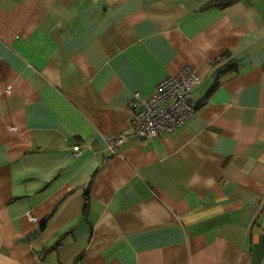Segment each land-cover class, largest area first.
Masks as SVG:
<instances>
[{"label":"crops","instance_id":"0c3cea01","mask_svg":"<svg viewBox=\"0 0 264 264\" xmlns=\"http://www.w3.org/2000/svg\"><path fill=\"white\" fill-rule=\"evenodd\" d=\"M211 1L0 0V264H264V0ZM184 65L193 114L110 155Z\"/></svg>","mask_w":264,"mask_h":264},{"label":"built area","instance_id":"2783aa9c","mask_svg":"<svg viewBox=\"0 0 264 264\" xmlns=\"http://www.w3.org/2000/svg\"><path fill=\"white\" fill-rule=\"evenodd\" d=\"M201 79L189 66L184 65L173 74L160 80L153 93L142 100L138 91L133 92L128 106L132 117L128 132H119L106 139L110 155L118 153V145L129 138L135 141H149L181 126L194 112L192 90ZM78 147H73L74 154Z\"/></svg>","mask_w":264,"mask_h":264},{"label":"trees","instance_id":"16d2710c","mask_svg":"<svg viewBox=\"0 0 264 264\" xmlns=\"http://www.w3.org/2000/svg\"><path fill=\"white\" fill-rule=\"evenodd\" d=\"M210 5H215V6H220V0H212ZM234 67V65H220L219 61H216L214 63V69H215V73L217 76H219L222 72L229 70L230 68ZM217 80V79H216ZM217 86V81H215L213 83V85L209 88L207 94L205 95V97H207V95H209V93H211V91Z\"/></svg>","mask_w":264,"mask_h":264},{"label":"clouds","instance_id":"9594fccd","mask_svg":"<svg viewBox=\"0 0 264 264\" xmlns=\"http://www.w3.org/2000/svg\"><path fill=\"white\" fill-rule=\"evenodd\" d=\"M209 183H211V180L209 181ZM216 211H220V209H216Z\"/></svg>","mask_w":264,"mask_h":264}]
</instances>
